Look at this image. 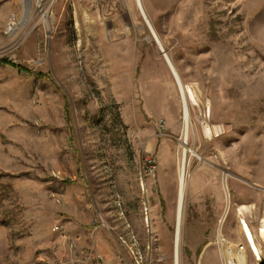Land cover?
<instances>
[{"label":"rangeland","instance_id":"obj_1","mask_svg":"<svg viewBox=\"0 0 264 264\" xmlns=\"http://www.w3.org/2000/svg\"><path fill=\"white\" fill-rule=\"evenodd\" d=\"M141 1L188 135L137 0H0V264L264 260V0Z\"/></svg>","mask_w":264,"mask_h":264},{"label":"bare ground","instance_id":"obj_2","mask_svg":"<svg viewBox=\"0 0 264 264\" xmlns=\"http://www.w3.org/2000/svg\"><path fill=\"white\" fill-rule=\"evenodd\" d=\"M59 2V0H52L51 2V8L52 10L54 11L57 3ZM142 1L141 0H137V4L141 10V13L143 15V18L145 19V22L147 24V26L150 28L151 32H152V35L154 37V40L157 42L160 50L162 51L166 61L168 62L176 80H177V83L179 85V89L181 91V94H182V98H183V104H184V121H185V132L186 134L188 135L189 132V127H190V114H189V109H188V103H187V95H186V91H185V88L183 86V83L181 82L180 78H179V75L177 73V70L176 68L174 67L172 61L170 60L169 56L167 55L157 33L155 32L152 24L150 23L144 9H143V6H142ZM25 17L27 19V16H28V12L30 10V5L26 2V5H25ZM28 11V12H27ZM8 27H10V23L8 25ZM195 99V98H194ZM187 140L184 141V170L181 172V176H180V192H179V202H178V211H177V224H176V255H177V258H178V252H179V240H180V233H181V226H182V213H183V206H184V200H185V192H186V186H187V175H186V164H187V153L190 152L192 153L194 156H197L195 154V152H193L192 150L188 149L187 147ZM199 157V156H198ZM201 159V158H199ZM202 160V159H201ZM241 228H242V231H243V234H244V237H245V240L248 244V247L251 251V253L253 254V256L255 257L256 261L258 260H261V251L259 249V247L257 246V243H256V238H255V235L254 233L252 232V230L250 229V227L248 226V224L243 221L241 223ZM259 238L261 239H264V232L261 231V233L259 234ZM242 251H244V248L242 249Z\"/></svg>","mask_w":264,"mask_h":264},{"label":"built area","instance_id":"obj_3","mask_svg":"<svg viewBox=\"0 0 264 264\" xmlns=\"http://www.w3.org/2000/svg\"><path fill=\"white\" fill-rule=\"evenodd\" d=\"M22 2L24 3V5H26V2L30 5L31 12L32 10L36 11V14L39 16V19L42 20L41 24L45 27L47 32L50 33L54 18V11L51 8L52 0H22ZM7 30L10 34L18 30L16 16H13L10 20V27H8ZM61 229L62 228L60 226H57L55 227L54 232H59ZM243 248L244 247L239 248V252H241ZM257 262L260 263L261 260H258Z\"/></svg>","mask_w":264,"mask_h":264},{"label":"crops","instance_id":"obj_4","mask_svg":"<svg viewBox=\"0 0 264 264\" xmlns=\"http://www.w3.org/2000/svg\"><path fill=\"white\" fill-rule=\"evenodd\" d=\"M258 199H259V195H256L254 200L258 201Z\"/></svg>","mask_w":264,"mask_h":264},{"label":"water","instance_id":"obj_5","mask_svg":"<svg viewBox=\"0 0 264 264\" xmlns=\"http://www.w3.org/2000/svg\"><path fill=\"white\" fill-rule=\"evenodd\" d=\"M260 264H264V260L260 262Z\"/></svg>","mask_w":264,"mask_h":264}]
</instances>
